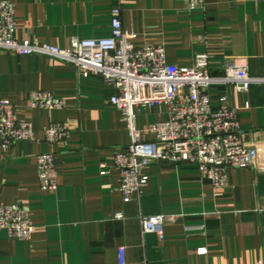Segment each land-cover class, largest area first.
I'll use <instances>...</instances> for the list:
<instances>
[{"label":"crops","instance_id":"1","mask_svg":"<svg viewBox=\"0 0 264 264\" xmlns=\"http://www.w3.org/2000/svg\"><path fill=\"white\" fill-rule=\"evenodd\" d=\"M9 1L18 40L70 49L75 37H109L112 9L120 4L135 47L163 46L167 61L180 67L209 53L213 75L239 60L251 76H264V0H206L204 9L194 11L186 0ZM32 90L51 91L66 106L32 107ZM208 92L214 106L228 94L229 105L239 109L240 135L253 150V167L230 170V184L217 188L195 165L153 161L144 168L140 192L124 202L114 161L131 136L110 103L114 88L69 62L0 48V95L16 106L20 120L32 123L37 137L8 149L0 144V205L21 203L35 226L30 239L0 228V264H264V83L249 91L214 85ZM166 117L164 104L140 106L136 124L143 139L150 140L149 126ZM56 122L66 124L69 134L51 144L45 132ZM49 151L59 171L53 192L38 178L37 156ZM159 214L176 215L165 222L163 239L145 233L141 222ZM201 248L206 252L199 253Z\"/></svg>","mask_w":264,"mask_h":264},{"label":"built area","instance_id":"2","mask_svg":"<svg viewBox=\"0 0 264 264\" xmlns=\"http://www.w3.org/2000/svg\"><path fill=\"white\" fill-rule=\"evenodd\" d=\"M189 10H202L206 0H186ZM121 7L112 9L111 36L105 38H73L70 49L47 42L16 38V10L9 0H0V48L20 55H48L75 65L80 70L101 75L115 93L110 98L127 122L131 140L115 155L120 172V192L124 202H130L144 184V168L153 161H168L195 165L203 179L215 187L230 184V170L252 168L253 150L240 135L239 109L229 105L228 94L214 106L208 89L214 85L234 84L238 91H249L253 84H263L264 76H251L248 67L239 60L227 66L222 75L209 71V53L197 54L194 65L180 67L169 63L163 46L135 47L132 36L124 29ZM30 105L36 108L60 109L64 98L48 90H32ZM167 106V117L152 123L144 140L136 124L140 106ZM249 104H246L248 107ZM69 127L53 123L45 132V140L56 144L67 138ZM29 121L20 120L16 106L0 95V144L4 149L15 142L36 140ZM40 185L47 191L58 187V165L55 152L37 156ZM107 171L102 170V174ZM116 218L123 215L116 214ZM175 214H159L142 218L143 231L154 232L163 239L164 224ZM0 228L9 236L30 239L35 231L30 211L21 203L0 205ZM199 253H205L201 248ZM125 248H120V260L125 261Z\"/></svg>","mask_w":264,"mask_h":264}]
</instances>
